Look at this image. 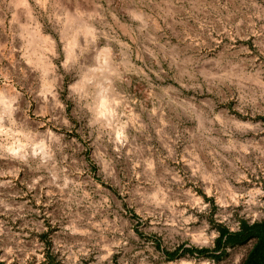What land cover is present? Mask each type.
I'll return each mask as SVG.
<instances>
[{"label": "rangeland", "instance_id": "obj_1", "mask_svg": "<svg viewBox=\"0 0 264 264\" xmlns=\"http://www.w3.org/2000/svg\"><path fill=\"white\" fill-rule=\"evenodd\" d=\"M242 220H264V0H0V262L240 264L253 238L212 250Z\"/></svg>", "mask_w": 264, "mask_h": 264}, {"label": "trees", "instance_id": "obj_2", "mask_svg": "<svg viewBox=\"0 0 264 264\" xmlns=\"http://www.w3.org/2000/svg\"><path fill=\"white\" fill-rule=\"evenodd\" d=\"M249 238L254 239V243L246 253L240 264H264V220L247 223L240 221L236 231H228L225 227L218 228V235L214 239V247L212 251H220L223 246H233L241 244ZM166 260H172L178 253H186L188 255L198 254L215 257L213 252H209L206 248H186L181 247L172 251L161 250ZM0 264H3L0 262Z\"/></svg>", "mask_w": 264, "mask_h": 264}, {"label": "bare ground", "instance_id": "obj_3", "mask_svg": "<svg viewBox=\"0 0 264 264\" xmlns=\"http://www.w3.org/2000/svg\"><path fill=\"white\" fill-rule=\"evenodd\" d=\"M83 30H84V32L85 33H88L89 32V29L87 28V26H84V28H83ZM89 34H91V33H89ZM39 39V38H38ZM99 56V57H98ZM98 58H99V60H98V63H97V65H98V67L100 68V69H104L106 66H108V51H107V49L106 48H102L100 51H99V53H98ZM98 69V68H97ZM102 71V70H101ZM95 75V74H94ZM99 75H101V74H99ZM99 75H98V77H99ZM93 75L92 74H88V75H86L85 76V78L84 79H87L88 77H92ZM97 76V75H96ZM103 76V75H102ZM87 77V78H86ZM95 77V76H94ZM105 77V76H104ZM88 79H90V78H88ZM87 79V80H88ZM107 79V78H106ZM102 80H103V77H102ZM104 80H105V78H104ZM103 80V81H104ZM108 81H109V79H107ZM107 83V82H106ZM105 83V84H106ZM109 83H110V81H109ZM109 83H107V84H109ZM106 84V85H107ZM108 88V86H105L103 83H101L100 84V87H99V89H98V94H97V99H99V105H100V108H99V110H102L101 108L104 106V105H106L105 104V101H104V95H103V92H105L106 91V89ZM107 108V107H106ZM107 110V109H106ZM103 111V110H102ZM104 112H105V110H104ZM103 113V112H102ZM103 119V118H102ZM242 125V124H241ZM247 125V124H246ZM257 193V191H255L254 190V192L252 191L251 193H250V198L247 200L248 202H251V197H252V194L253 193ZM255 196V195H254ZM190 205L192 206V207H196V208H200V209H202V206L200 205V201H199V199H198V197H194L193 196V198H192V200H190ZM189 220H191L192 219V217H187ZM199 234V233H198ZM197 235V234H196ZM196 235H193V238H197V239H201L200 241H202V242H206L207 241V237L206 236H203L202 234V236H200V234L198 235V236H196ZM181 264H184V263H181Z\"/></svg>", "mask_w": 264, "mask_h": 264}]
</instances>
